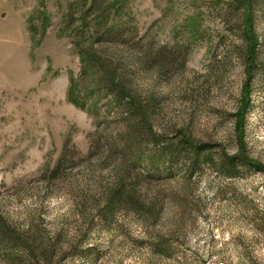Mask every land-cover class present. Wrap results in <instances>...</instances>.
I'll return each mask as SVG.
<instances>
[{"label": "rangeland", "instance_id": "rangeland-1", "mask_svg": "<svg viewBox=\"0 0 264 264\" xmlns=\"http://www.w3.org/2000/svg\"><path fill=\"white\" fill-rule=\"evenodd\" d=\"M0 217V264H264V0H0Z\"/></svg>", "mask_w": 264, "mask_h": 264}, {"label": "trees", "instance_id": "trees-1", "mask_svg": "<svg viewBox=\"0 0 264 264\" xmlns=\"http://www.w3.org/2000/svg\"><path fill=\"white\" fill-rule=\"evenodd\" d=\"M247 6V5H246ZM248 8L252 7V2L250 1L248 3ZM250 13V12H249ZM252 25H253V21L252 18L250 16H246L244 15L243 17V26H244V37H245V42L247 45L246 48V56L243 58L244 62H245V71H246V81L245 84L243 86V96H245V101L244 104L242 106L243 110L247 109L248 105H249V96H250V92H249V82L251 79V70L254 67V62H255V52H256V46H257V42L255 41V36H253L252 33ZM138 112H136L135 110H133L132 114L134 115H138ZM141 126V125H140ZM136 132H139V127H137V129H134ZM185 144L187 145L188 143ZM188 154L191 157L192 160V165L194 168L199 167V165L201 164H211L212 163V159L209 157L208 154H205V148L203 146L199 145H189L188 144ZM237 160L240 161H244L243 159H238ZM245 162V161H244ZM130 195V194H129ZM128 194L126 193H121V195H119L117 202L119 205L126 203L127 200H129V198H131ZM130 202V201H129ZM128 203V202H127ZM13 233V231L11 232V228L9 226H7L4 222V220L0 217V241H6L7 242V246H13L16 242V245H18L20 248H22L27 255L33 257L35 255V251L37 249V241L36 239L33 237L30 241L28 240H21L19 239L18 236H15V234H11ZM10 236V238H8ZM9 239V240H8ZM17 239V240H16ZM1 248V247H0Z\"/></svg>", "mask_w": 264, "mask_h": 264}]
</instances>
